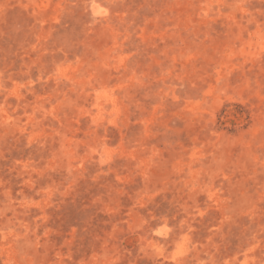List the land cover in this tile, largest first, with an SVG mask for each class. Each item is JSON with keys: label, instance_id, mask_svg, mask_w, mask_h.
<instances>
[{"label": "rangeland", "instance_id": "obj_1", "mask_svg": "<svg viewBox=\"0 0 264 264\" xmlns=\"http://www.w3.org/2000/svg\"><path fill=\"white\" fill-rule=\"evenodd\" d=\"M0 264H264V0H0Z\"/></svg>", "mask_w": 264, "mask_h": 264}]
</instances>
